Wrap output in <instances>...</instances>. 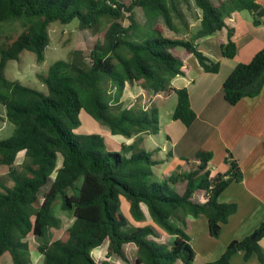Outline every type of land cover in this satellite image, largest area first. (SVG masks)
Masks as SVG:
<instances>
[{"label": "trees", "instance_id": "obj_1", "mask_svg": "<svg viewBox=\"0 0 264 264\" xmlns=\"http://www.w3.org/2000/svg\"><path fill=\"white\" fill-rule=\"evenodd\" d=\"M184 5L192 19L200 21L194 33ZM137 7L144 23L135 17ZM242 11L253 15L256 26L264 23L260 0H0V23L33 20L0 50V104L6 111L0 122L15 126L9 138L0 140V165L8 168L0 178V259L9 254L12 264H33L32 236L39 240L36 251L42 264H118L112 258L122 264H192L196 254L186 216H205L211 236H220L222 226L237 212L236 204L220 203L219 197L231 183L243 180L238 162L230 154L228 171L211 177L213 155L200 151L188 173L158 181L154 168L161 161L141 145L144 136L160 132L159 111L125 109L122 98L134 84L148 97L175 92L178 104L172 118L191 127L197 115L188 91L169 86L172 78L185 75L181 51L194 55L205 72L218 73L220 63L200 51L196 42L223 31L227 18ZM75 19L82 30L99 33L106 27L88 56L73 50L68 61L51 65L42 77L48 94L7 79L9 62L26 51L34 53L39 64L44 62L52 23ZM233 37L228 29L222 45L225 58L237 54ZM263 87L264 48L250 63L235 67L223 92L235 106L260 95ZM82 111L111 135L135 139L113 151L99 134L78 135ZM21 152L24 159L17 164ZM197 191L205 192L204 203L193 200ZM123 201L140 225L123 213ZM57 208L73 222L59 238L47 242L50 230L62 228ZM162 235L171 243L160 242ZM263 238L264 222L245 239L231 242L212 264H232L239 252L246 261L257 255L263 263ZM105 245L107 260L97 261L93 251ZM128 245L137 249L133 261Z\"/></svg>", "mask_w": 264, "mask_h": 264}, {"label": "crops", "instance_id": "obj_2", "mask_svg": "<svg viewBox=\"0 0 264 264\" xmlns=\"http://www.w3.org/2000/svg\"><path fill=\"white\" fill-rule=\"evenodd\" d=\"M260 3L264 8V0H260ZM246 12L248 11L233 13L226 20L227 28L196 42L200 51L220 63L218 73L205 72L194 55L181 51L185 58V75L172 78L169 86L188 91L191 108L197 115L191 127L187 128L182 122L172 118L178 104L175 92L150 93L147 108L145 107H156L160 111L163 105L176 98L169 122L164 124V128L160 127L157 134L160 138L163 134V144L158 148L167 156L155 160L161 161V164L167 162L171 169L159 177L158 181L167 179L173 173H188L191 170L190 165L196 164L195 156L200 151L213 155L208 167L211 177L228 171L227 160L230 154L238 162L243 173V180L231 183L219 197L220 203L236 204L237 212L222 226L218 238L211 236L205 216L193 218L188 215L189 217L185 218L186 231L191 237V245L196 254L192 264H212L218 261L231 242L245 239L264 222V87L257 97L244 98L235 106L226 101L223 92L224 82L235 67L238 64L250 63L264 48V23L256 26L253 15ZM190 24L194 33L200 21H190ZM228 29L234 31L233 40L237 47V54L233 59L225 58L222 54V45L228 40ZM142 90L144 91L143 88ZM5 114L6 111L1 117L6 118ZM110 138V143L114 145L110 149L113 151H118L115 150L117 148L120 150L122 143L130 144L135 139L127 140L111 133ZM147 138L153 140L152 136ZM21 153L23 161L24 152ZM193 200L204 203L205 192L197 191ZM127 212L129 214V207ZM150 221L147 217V223ZM260 247L264 256V238ZM231 263L264 264L259 261L257 255L246 261L242 252L235 254Z\"/></svg>", "mask_w": 264, "mask_h": 264}, {"label": "rangeland", "instance_id": "obj_3", "mask_svg": "<svg viewBox=\"0 0 264 264\" xmlns=\"http://www.w3.org/2000/svg\"><path fill=\"white\" fill-rule=\"evenodd\" d=\"M130 1V0H124ZM192 3V0H190ZM183 10L189 14L186 10V5L183 6ZM249 14V12H246ZM135 17L139 23L145 22V16L141 8L137 7L135 9ZM189 21L195 23L196 21L192 19L189 14ZM33 20L31 19H23V20H14L6 23H0V50L2 48H6L17 36L24 31V29L29 26ZM127 23V22H126ZM105 25L99 29V33L93 30H82L80 27V22L78 19L73 20L69 24H61L60 22L52 23L49 27V36H50V44L45 50V58L44 62L39 64L36 60V55L32 52H24L20 59L17 61H11L7 65L6 68V77L11 81H19L23 85L38 90L44 94H48V89L44 85L42 77L46 76L49 68L53 63L59 60L68 61L73 50H80L88 56L90 51L94 47L100 32L105 29ZM1 56V52H0ZM143 93V94H142ZM145 92L139 85L129 86L126 90L124 98L122 99V105L125 109H136V108H147V104L149 101V97L144 94ZM145 95V97H144ZM176 98L171 99L170 102L166 103L161 107L159 111V125L161 128H164V124L169 122L171 118V113L173 112V108L175 106ZM156 106V105H154ZM146 107V108H145ZM4 108L0 104V116L4 115ZM81 126L75 132L78 135H90V134H99L101 135L108 148L114 146L113 143H110V130L109 128L103 126L97 120H95L90 114L86 111H82L80 114ZM15 126L8 121L0 122V140H4L9 138L14 132ZM159 134V133H158ZM153 135L152 141L144 136L141 147L145 149L147 152L152 153L153 159L166 158L162 150L158 148L163 144V134L161 135ZM113 139V138H112ZM123 139V138H122ZM114 140V139H113ZM118 141V140H117ZM152 142V143H151ZM117 148V147H116ZM113 149V148H112ZM119 151V148L115 149ZM23 153L20 154L18 159V163L22 162ZM170 169V165L167 162L161 165H158L154 168V178L158 180L159 177H162L166 172L168 173ZM8 174V168L6 166L0 165V178L5 177ZM12 184V182H10ZM129 204L127 201H123L122 209L123 213L129 217V219L133 222L132 218L128 214ZM127 208V211H126ZM147 213V211L145 210ZM57 216L62 220V228L61 230H50L47 242L51 240L59 238L62 233L69 228L72 224V217L64 215L57 208L56 210ZM184 213H182V216ZM192 217L191 215H189ZM189 216H186L188 218ZM201 216V215H200ZM203 216V215H202ZM193 218H197L194 217ZM135 225H140L136 222H133ZM160 242H168L165 240V237L162 235V238L159 239ZM29 244L32 249V261L33 264H42L40 260V254L36 251V248L39 244V240L34 237H30ZM136 247L134 245L126 246V252L131 261H133L136 257ZM107 254V246H102L93 251V255L97 261H105ZM114 263L122 264V262L117 261L112 258ZM0 264H12L11 256L9 254L3 256L0 259Z\"/></svg>", "mask_w": 264, "mask_h": 264}]
</instances>
